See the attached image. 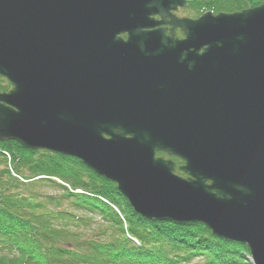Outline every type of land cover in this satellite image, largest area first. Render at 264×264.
<instances>
[{"label": "water", "instance_id": "obj_1", "mask_svg": "<svg viewBox=\"0 0 264 264\" xmlns=\"http://www.w3.org/2000/svg\"><path fill=\"white\" fill-rule=\"evenodd\" d=\"M186 5L0 0V141L77 157L142 216L201 222L264 264V2Z\"/></svg>", "mask_w": 264, "mask_h": 264}, {"label": "trees", "instance_id": "obj_2", "mask_svg": "<svg viewBox=\"0 0 264 264\" xmlns=\"http://www.w3.org/2000/svg\"><path fill=\"white\" fill-rule=\"evenodd\" d=\"M261 2L189 0L185 9L197 17L207 10L234 12ZM10 86L0 76V91ZM6 152L18 173L49 178L17 180ZM41 184L57 187L61 194H44ZM97 218L101 222L96 225ZM0 264L253 263L247 246L215 236L203 223L156 221L136 213L114 182L78 158L8 140L0 141Z\"/></svg>", "mask_w": 264, "mask_h": 264}, {"label": "rangeland", "instance_id": "obj_3", "mask_svg": "<svg viewBox=\"0 0 264 264\" xmlns=\"http://www.w3.org/2000/svg\"><path fill=\"white\" fill-rule=\"evenodd\" d=\"M194 13L195 11L193 10H187V9H180L177 14L180 15V16H190V17H194ZM40 189H41V192L44 193V194H47V195H57L59 196L61 194V190L57 187H54V186H51V185H39ZM96 222V225L98 223L101 222V220H99L98 218L95 220Z\"/></svg>", "mask_w": 264, "mask_h": 264}]
</instances>
